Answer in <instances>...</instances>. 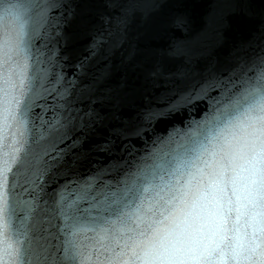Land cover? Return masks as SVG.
<instances>
[{
	"label": "water",
	"instance_id": "water-1",
	"mask_svg": "<svg viewBox=\"0 0 264 264\" xmlns=\"http://www.w3.org/2000/svg\"><path fill=\"white\" fill-rule=\"evenodd\" d=\"M22 3L35 29L29 71L48 92L29 113L30 131L20 153L15 152L14 121L0 103V168L13 154L22 158L34 146L44 131L41 120L52 117L55 105L63 102L56 93L65 89L75 99L90 85L98 88L102 101L84 99L76 107L91 105L118 116L96 128L85 143L86 153L89 145L104 143L113 128L134 133L118 140L114 153L91 151L75 164L70 161V171L39 181L34 191L23 178L13 186L15 165L7 173L0 264H76L65 251L63 217L68 211L94 216L104 208L89 184L118 194L134 161L177 143L264 69V0ZM5 42L0 29V88L14 68Z\"/></svg>",
	"mask_w": 264,
	"mask_h": 264
},
{
	"label": "clouds",
	"instance_id": "clouds-1",
	"mask_svg": "<svg viewBox=\"0 0 264 264\" xmlns=\"http://www.w3.org/2000/svg\"><path fill=\"white\" fill-rule=\"evenodd\" d=\"M6 4L23 3L0 0L19 105L42 86L29 71L35 29L22 7L9 13ZM11 119L20 153L29 114ZM63 220L76 264H264V69L177 143L134 161L108 206Z\"/></svg>",
	"mask_w": 264,
	"mask_h": 264
},
{
	"label": "snow or ice",
	"instance_id": "snow-or-ice-1",
	"mask_svg": "<svg viewBox=\"0 0 264 264\" xmlns=\"http://www.w3.org/2000/svg\"><path fill=\"white\" fill-rule=\"evenodd\" d=\"M20 7L25 8L24 5L6 4L3 10L10 13L17 11ZM5 43L10 50H13L14 41L11 36ZM5 85L6 87L0 88V91L3 92V96H0V103L7 105L11 116L14 113L18 114L21 109L25 114H29L37 102L48 92V89L43 88V86L34 87L24 97L22 103L17 105L12 75L5 81ZM98 91V88L90 85L87 89L82 90L75 99L72 98L67 89L56 93L59 100L63 102L55 105V111L50 119L41 120L40 126L44 131L40 132L35 139L34 146L29 147L22 158L13 154L11 161L6 162L0 168V220L3 219L5 211L3 205L7 202V197L3 195V189L10 181L7 173L13 172V165H15L14 177L11 179L13 186L15 187L18 180L23 178L29 189L34 191L40 187L39 181H47L49 178L54 180L57 176L70 171V161L75 164L77 160L86 158L91 151L114 153L118 140L134 134L124 128H113L110 130L112 135L104 143L89 145L88 153L84 151L86 141L95 133L97 127L106 126V122L118 119L115 112L101 113L91 105L87 106V110L83 107H76V104L83 103L84 99L91 100L93 103L97 100L102 101L103 98L97 95ZM43 110H47V105ZM135 134H138V130H135ZM112 136H115V139ZM61 144L64 145L63 148L59 147ZM126 147H122L121 151L125 150ZM88 187L91 191L96 192V202L103 207L108 206L118 195L117 193H109L103 188L100 190L93 189L91 184ZM91 191L88 194H91ZM64 199L65 196L62 195L61 200ZM74 203L75 201H72L69 207ZM65 251L68 255H72L70 249Z\"/></svg>",
	"mask_w": 264,
	"mask_h": 264
}]
</instances>
